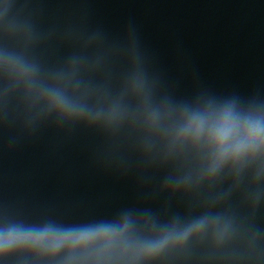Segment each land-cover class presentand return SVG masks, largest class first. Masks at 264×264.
Wrapping results in <instances>:
<instances>
[{
    "label": "water",
    "instance_id": "water-1",
    "mask_svg": "<svg viewBox=\"0 0 264 264\" xmlns=\"http://www.w3.org/2000/svg\"><path fill=\"white\" fill-rule=\"evenodd\" d=\"M42 65L72 73L49 83L99 119L60 128L23 81L0 93V227L127 220L145 242L202 223L122 264H264V154L210 173L208 146L177 135L185 107L264 103V0H119ZM23 259L52 264L29 250L0 264Z\"/></svg>",
    "mask_w": 264,
    "mask_h": 264
},
{
    "label": "clouds",
    "instance_id": "clouds-1",
    "mask_svg": "<svg viewBox=\"0 0 264 264\" xmlns=\"http://www.w3.org/2000/svg\"><path fill=\"white\" fill-rule=\"evenodd\" d=\"M13 6L11 0L0 9V23L5 33L21 34L36 45L42 37L35 32L30 20L12 14ZM78 62L77 57L71 58L73 65ZM0 64L18 81L26 83L37 96L47 97L51 107L59 113L58 121L54 122L57 127H92L97 123L99 113H93L75 96L66 94L62 87L49 83L59 81L67 87L71 84L72 73L45 68L28 47L19 52L7 48L0 50ZM137 86L141 90L148 87L146 76L138 78ZM244 105L246 107L238 106V99L232 98L219 105L209 100L203 110L184 108L185 123L177 135L179 138L190 137L194 142L202 141L208 146L210 173H215L228 162L241 163L264 154V103L251 101ZM157 116L158 113L154 112L153 120ZM202 226V223L196 224L183 233L170 232L158 241L132 242L128 238L127 220L122 225H11L0 227V255L29 250L47 257L52 264H122L131 259L155 258L169 244H182L191 231H198ZM20 264L29 262L23 259Z\"/></svg>",
    "mask_w": 264,
    "mask_h": 264
}]
</instances>
